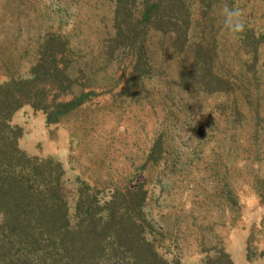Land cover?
<instances>
[{
  "label": "rangeland",
  "instance_id": "374dc122",
  "mask_svg": "<svg viewBox=\"0 0 264 264\" xmlns=\"http://www.w3.org/2000/svg\"><path fill=\"white\" fill-rule=\"evenodd\" d=\"M223 4L241 7L246 28L260 32L264 0L214 2L219 57L234 75L240 61L233 53L243 33L225 29ZM110 9L109 0H0V82L27 75L41 38L54 32L68 40L72 90L94 93L50 124L42 111L23 104L10 119L22 130L19 147L58 162L68 189L76 177L101 195L141 182L145 210L171 232L178 264H264V206L253 188L255 177L264 176V46H257L249 95L246 80L236 87L246 118L229 139L230 130L210 110L215 98L181 109L178 94L166 99L153 80L150 91L120 94L128 62L120 52L106 59L98 48L112 33ZM165 70L174 78L171 64ZM248 106L260 112L257 125ZM156 137L160 149L148 157Z\"/></svg>",
  "mask_w": 264,
  "mask_h": 264
},
{
  "label": "trees",
  "instance_id": "16d2710c",
  "mask_svg": "<svg viewBox=\"0 0 264 264\" xmlns=\"http://www.w3.org/2000/svg\"><path fill=\"white\" fill-rule=\"evenodd\" d=\"M215 1L109 0L112 33L98 48L106 59L120 52L128 62L120 94L150 91L153 80L162 84L166 99L178 94L181 109L215 98L210 110L217 111L233 139L246 118L240 109L244 94L242 102L236 87L246 80L249 95L264 31L246 28L238 38L233 54L240 71L231 74L217 49ZM36 52L27 75L0 82V264H178L169 248L171 232L145 210L141 182L101 195L76 177L68 189L58 162L19 147L22 130L10 119L23 104L42 111L43 122L50 124L94 95L72 90L66 37L47 33ZM169 64L172 79L166 76ZM254 89L259 90L256 83ZM247 112L257 125L260 112L250 106ZM159 140H153L148 157L158 153ZM253 188L264 206V176L255 177Z\"/></svg>",
  "mask_w": 264,
  "mask_h": 264
},
{
  "label": "clouds",
  "instance_id": "9594fccd",
  "mask_svg": "<svg viewBox=\"0 0 264 264\" xmlns=\"http://www.w3.org/2000/svg\"><path fill=\"white\" fill-rule=\"evenodd\" d=\"M222 14L224 17V27L230 35L242 34L246 27H248V23L245 18V11L241 7L223 4ZM189 135L191 134L189 133Z\"/></svg>",
  "mask_w": 264,
  "mask_h": 264
}]
</instances>
